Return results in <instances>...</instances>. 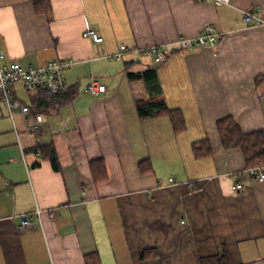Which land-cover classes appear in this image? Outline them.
Masks as SVG:
<instances>
[{"label": "crops", "instance_id": "obj_1", "mask_svg": "<svg viewBox=\"0 0 264 264\" xmlns=\"http://www.w3.org/2000/svg\"><path fill=\"white\" fill-rule=\"evenodd\" d=\"M257 7L264 0H0L6 59L75 61L68 99L24 95L15 83L30 114L10 116L0 100V264H215L224 252L228 264H264V180L251 175L264 165L247 167L216 126L231 117L244 133L264 130V27L241 15ZM85 22L100 43L83 36ZM205 23L218 31L215 48H174ZM122 43L173 47L157 80L159 96L182 113L181 130L165 113L139 116L137 102L150 94L129 73L153 64L106 56ZM92 77L106 86L97 96L87 91ZM45 144L58 169L32 150ZM36 206L41 222L33 214L20 230L21 214Z\"/></svg>", "mask_w": 264, "mask_h": 264}, {"label": "built area", "instance_id": "obj_2", "mask_svg": "<svg viewBox=\"0 0 264 264\" xmlns=\"http://www.w3.org/2000/svg\"><path fill=\"white\" fill-rule=\"evenodd\" d=\"M213 1L231 5V0ZM241 15L244 23H248L252 26L264 27V7H257L252 10L241 9ZM82 34L95 43H100L103 39L101 34L86 22L84 23ZM217 36V29L210 23H205L198 35L194 37L179 36L174 42V48L184 51L197 46L215 48L218 42ZM172 49L173 47L167 43H154L144 46L122 43L114 53H109L106 56L117 60L122 59L127 54L135 57H148L152 64L159 65L165 62ZM214 53L216 54V52ZM74 62V59L71 57H57L49 59L42 65L24 66L18 61L6 59L5 53L0 48V100L7 108L8 114L13 116L16 112H21L29 115L31 111L26 103L15 96L12 90V86L15 83H20L28 94L36 90H42L52 95L61 94L70 88L65 72ZM105 89V84L95 77L90 79L87 86V91L93 96L99 95L104 92ZM35 117L37 122L42 118L41 115H36ZM37 122L31 123L30 128L36 129L38 127ZM253 171H255V174L252 177L258 181L264 180V169L262 167H258L255 170L253 169ZM168 182L174 184L179 183V181L173 177H169ZM232 188L234 192L239 193L244 189V182L237 181ZM42 210L41 207L36 206L34 211L21 214L20 221L17 224L18 228L20 230H28L31 228L33 225V214H35L37 219L41 222Z\"/></svg>", "mask_w": 264, "mask_h": 264}, {"label": "trees", "instance_id": "obj_3", "mask_svg": "<svg viewBox=\"0 0 264 264\" xmlns=\"http://www.w3.org/2000/svg\"><path fill=\"white\" fill-rule=\"evenodd\" d=\"M153 65L148 66L142 71L129 73V77H131V79L144 80L150 94L149 99L140 100L137 102L138 114L139 116L144 118L153 117L160 113H165L171 118L175 130H181L185 124L182 113L179 109L169 108L165 100L159 96L162 93V90L157 80L158 65ZM65 93L67 94L68 99L75 92L73 91V89L69 88V90H67L66 92L55 94L53 96H60ZM216 126L221 138V142L225 148H241L247 167L254 168L256 166L264 165V130L244 133L241 130L238 122L231 117H223L219 119L216 123ZM39 149L40 152H42L43 150L49 157L53 168L58 169L59 164L54 147L51 144H45L37 145L32 148V150L35 151H39ZM102 173L104 175L106 174L104 168H102ZM254 174L255 171L252 170L251 175ZM215 258V264H228L225 252L220 254L219 256H216ZM206 261H208V259L203 260V264H205Z\"/></svg>", "mask_w": 264, "mask_h": 264}, {"label": "rangeland", "instance_id": "obj_4", "mask_svg": "<svg viewBox=\"0 0 264 264\" xmlns=\"http://www.w3.org/2000/svg\"><path fill=\"white\" fill-rule=\"evenodd\" d=\"M144 58H147L148 59V57H144ZM23 92H24V95H27V93H26V91L23 89ZM22 98V97H21ZM23 99V98H22ZM1 129V128H0Z\"/></svg>", "mask_w": 264, "mask_h": 264}]
</instances>
